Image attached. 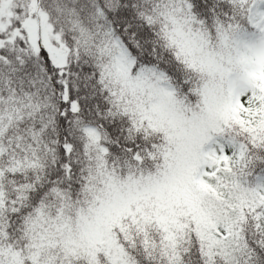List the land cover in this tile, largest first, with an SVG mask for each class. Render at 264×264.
<instances>
[{
  "label": "snow or ice",
  "instance_id": "obj_1",
  "mask_svg": "<svg viewBox=\"0 0 264 264\" xmlns=\"http://www.w3.org/2000/svg\"><path fill=\"white\" fill-rule=\"evenodd\" d=\"M0 264H264V0H0Z\"/></svg>",
  "mask_w": 264,
  "mask_h": 264
}]
</instances>
